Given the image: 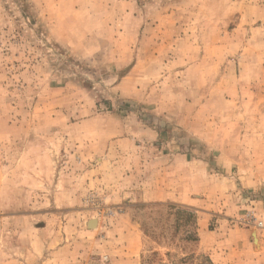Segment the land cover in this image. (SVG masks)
<instances>
[{
    "label": "rangeland",
    "instance_id": "rangeland-1",
    "mask_svg": "<svg viewBox=\"0 0 264 264\" xmlns=\"http://www.w3.org/2000/svg\"><path fill=\"white\" fill-rule=\"evenodd\" d=\"M241 130L264 132V0H0V264H205L219 201L180 199L227 193ZM246 210L250 237L207 240L222 264H264Z\"/></svg>",
    "mask_w": 264,
    "mask_h": 264
},
{
    "label": "crops",
    "instance_id": "crops-1",
    "mask_svg": "<svg viewBox=\"0 0 264 264\" xmlns=\"http://www.w3.org/2000/svg\"><path fill=\"white\" fill-rule=\"evenodd\" d=\"M233 137H235V139L228 145L226 144L227 146H221V143L217 146L219 152H225L227 154L228 164L225 166L227 168H222L226 170L225 175H220V173H218L217 178L213 176V181L217 180L218 183L228 184L229 188L227 193L222 196L219 195L220 197H218L219 193H217L215 188L211 190L209 187L202 186V183L198 182V190L195 191L198 193L196 194L198 196H195L194 199H192V196H186L183 200L180 199V201L186 204H192L196 207L205 209L206 207H204V205L207 203V199L210 197H216L218 199V208H213L215 212L210 211L209 213H204L203 211H198L200 216L198 217L199 221L197 220L199 231L201 232L199 236L201 245H206V249L211 253V259L215 264H222L220 260L216 259L219 257V247L208 243L207 240L209 238L219 236L221 239L223 238V240H226L228 233H231L234 228L235 233H241L247 238L250 237V230L239 229L238 231L237 223L232 226V223L237 222L236 219L240 217L242 213H245L244 210L247 211L246 209L255 210V215L258 216V219L264 220V132L241 130L239 134L236 133ZM217 160L219 163L220 159L218 158ZM258 194H261L262 197H257ZM244 201L246 204L243 203ZM253 206H255L254 209ZM221 208L225 215H219L217 213ZM213 216L218 217V225L220 224L225 227L231 225L230 230L220 228L216 229L214 232L211 230L209 231V224ZM225 222H227L228 225H225ZM223 230L225 233L224 236L222 234ZM258 234L260 236L264 235V228L258 229ZM249 241L251 243V240H243L240 244L236 241L237 245L235 246L247 248L250 244ZM257 241L261 244L264 240L262 241V239L259 238ZM235 246L231 245L232 248Z\"/></svg>",
    "mask_w": 264,
    "mask_h": 264
},
{
    "label": "trees",
    "instance_id": "trees-1",
    "mask_svg": "<svg viewBox=\"0 0 264 264\" xmlns=\"http://www.w3.org/2000/svg\"><path fill=\"white\" fill-rule=\"evenodd\" d=\"M181 211H183V212L189 214V215L192 216V217L195 216V219L197 218V213H196V211H194L193 209H190V208H183V209H181ZM179 212H180V210H179ZM196 241H197V238H196ZM150 260H151V259H150ZM150 260H148V262H149ZM204 263H205V264H214V263L211 261V259H210L209 257H207V256H205V262H204Z\"/></svg>",
    "mask_w": 264,
    "mask_h": 264
}]
</instances>
